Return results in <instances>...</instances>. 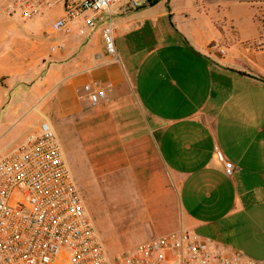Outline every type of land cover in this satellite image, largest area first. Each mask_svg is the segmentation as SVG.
Instances as JSON below:
<instances>
[{
  "label": "crops",
  "instance_id": "crops-1",
  "mask_svg": "<svg viewBox=\"0 0 264 264\" xmlns=\"http://www.w3.org/2000/svg\"><path fill=\"white\" fill-rule=\"evenodd\" d=\"M110 12L115 53L99 26L51 33L58 8L22 20L0 0V154L47 120L93 174L131 175L149 238L186 229L246 255L260 244L263 260L264 0H118ZM85 83L104 99L91 104Z\"/></svg>",
  "mask_w": 264,
  "mask_h": 264
},
{
  "label": "built area",
  "instance_id": "built-area-1",
  "mask_svg": "<svg viewBox=\"0 0 264 264\" xmlns=\"http://www.w3.org/2000/svg\"><path fill=\"white\" fill-rule=\"evenodd\" d=\"M118 0H8L5 13L32 20L58 8L51 33L87 36L100 27L115 53L111 6ZM62 43H52L51 50ZM220 53L225 46L213 41ZM91 104L104 99L99 84L82 85ZM224 173L234 164L220 156ZM0 264H264L233 246L186 229L147 238L109 255L50 122L27 134L13 153L0 154Z\"/></svg>",
  "mask_w": 264,
  "mask_h": 264
},
{
  "label": "rangeland",
  "instance_id": "rangeland-1",
  "mask_svg": "<svg viewBox=\"0 0 264 264\" xmlns=\"http://www.w3.org/2000/svg\"><path fill=\"white\" fill-rule=\"evenodd\" d=\"M3 1L5 6L8 0ZM135 1L139 4L142 2ZM57 136L108 254L123 252L149 238V225L140 201V189L136 188L131 175L124 170L103 176L93 174L81 158H74L65 133L57 132ZM251 249V254L247 255L260 260L257 257H262L263 247L254 244Z\"/></svg>",
  "mask_w": 264,
  "mask_h": 264
}]
</instances>
